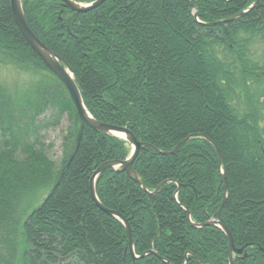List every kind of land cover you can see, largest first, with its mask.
I'll use <instances>...</instances> for the list:
<instances>
[{"label":"trees","instance_id":"16d2710c","mask_svg":"<svg viewBox=\"0 0 264 264\" xmlns=\"http://www.w3.org/2000/svg\"><path fill=\"white\" fill-rule=\"evenodd\" d=\"M253 2L106 0L73 18L58 0H21L29 29L70 68L95 120L160 152L192 136L173 156L140 150L132 169L146 192L124 172L105 170L95 182L100 204L128 221L135 255H158L134 264H228L223 232L187 220V212L196 224L212 219L225 193L218 220L247 254L233 264H264V0L225 24L205 28L193 17L225 20ZM0 67L38 77L23 90L0 82V264H133L124 227L88 190L95 168L130 148L84 127L63 169L77 115L18 32L9 0H0ZM63 116L71 126L56 167L40 131Z\"/></svg>","mask_w":264,"mask_h":264},{"label":"water","instance_id":"95a60500","mask_svg":"<svg viewBox=\"0 0 264 264\" xmlns=\"http://www.w3.org/2000/svg\"><path fill=\"white\" fill-rule=\"evenodd\" d=\"M59 1L62 3V7L64 9L68 10L69 12H72L73 17H75L79 14H84V13H87V12L93 10V9L100 7L102 4H104V2L106 0H95L89 4H80V3L73 2L71 0H59ZM258 1L259 0H254V2L249 7V9L242 11V12L238 13L236 16L225 19V20H220V21H216V22H212V23H201V22L197 21L195 15H193V17L195 18V21L200 26L205 27V28L212 27V26L219 25V24H225V23L234 21L235 19L239 18L240 16L250 12L257 5ZM9 6H10V10H11V14H12L14 24L16 25L18 32L20 33V35L22 36V38L24 39V41L26 42L28 47L35 53V55L41 60V62L44 64V66L55 76V78L66 89V91L69 95V98H70V100H71V102H72V104L76 110V114L78 117L77 132H76L75 141L73 144L72 151H71L69 158H68L66 164L64 165L63 169H67L68 166L70 165V163L72 162V160H73V158H74V156L78 150V147L80 145L82 135H83V129L85 126L89 129L93 130L94 132L101 133L104 135H111L113 137L120 138V139L124 140L128 145H130L131 151H130V154H129L127 159H125L123 161H117V160L106 161V162L100 164L94 170V172L90 176V179L88 182L89 195H90L93 203L98 207V209H100L103 213H105L109 217H112V218L118 220L123 225L125 232H126V236H127L128 253H129V256H130L133 264L135 263L136 260L143 259L148 255H154V256L158 257L154 251L144 252L139 257L134 254L133 240H132L131 229H130V226L128 224V221L124 217H122L120 214H118L117 212L112 211V210H107L100 204V202L98 201V199L96 197V193H95V181H96L97 177L102 172H104L105 170H111L113 172H125L128 176H130L131 178H133L137 182L139 187L144 192H146V188L142 185L139 177L137 176V174L132 169V164L135 161L139 151L144 147H150L158 155L173 156L178 152V150L184 144H186L190 139H192V136H189L186 139L179 142L174 147V149L171 150L170 152H160L148 144L137 141V139L134 137V135L126 128L113 126L110 124H104V123H101V122L93 119L91 117V115L88 113V111L86 110V108L84 107V104L82 102V97L80 94L79 83L74 78L70 68L67 66V64L59 56H57L49 48H47L44 44H42L35 37V35L31 32V30L28 28L26 21L24 19L22 6H21V0H9ZM119 135H121V136H119ZM208 142L216 150L217 156H218V161H219V164L221 165L222 157H221L220 152L218 151L216 145H214L213 142H211V141H208ZM60 177H61V173L58 176V179H57V182H56L54 188L57 186ZM220 178H221V182L225 183V176H224L223 170L220 171ZM166 183H167L166 181L162 182L156 188V190L154 192L150 193V195H156L157 193H159L160 187L165 185ZM225 190H227L226 187H225ZM225 202H226V194H224L220 209L216 212V216L219 215L221 208L224 206ZM187 218H188V221L190 222V225L192 228H198L199 229V228H203V227H207V226L217 225V227L224 233V235L226 236V238L228 240V244H229L228 263L229 264H233V255H236L238 257L241 256V258L246 257L245 246L240 248V249H237L234 245V241H233L230 233L222 224H220L218 222V220L212 219L211 221H208V222L203 223V224H194L190 221L188 212H187ZM160 261H161V264L164 263L163 259H161ZM166 264H168V263H166ZM199 264H201V262H199Z\"/></svg>","mask_w":264,"mask_h":264},{"label":"rangeland","instance_id":"374dc122","mask_svg":"<svg viewBox=\"0 0 264 264\" xmlns=\"http://www.w3.org/2000/svg\"><path fill=\"white\" fill-rule=\"evenodd\" d=\"M262 54L260 49L255 50L256 58ZM42 74L46 75L42 72ZM38 77L36 75H31L29 73L17 72L13 68L8 67H0V82H4L8 87L12 90L15 88H19L21 90L26 89L28 85L34 82ZM50 113H45L41 120H46L49 117ZM71 124L66 118L63 116L58 125L51 126L50 124L46 126V128L40 131V136L42 142L45 145H50L51 148L46 150L48 157L55 163L56 167H58L62 161V137L66 133V129L70 127Z\"/></svg>","mask_w":264,"mask_h":264},{"label":"bare ground","instance_id":"6f19581e","mask_svg":"<svg viewBox=\"0 0 264 264\" xmlns=\"http://www.w3.org/2000/svg\"><path fill=\"white\" fill-rule=\"evenodd\" d=\"M27 24V23H26ZM16 26V25H15ZM28 26V25H27ZM29 28V27H28ZM32 32V31H31ZM33 52V51H32ZM34 53V52H33ZM54 53V52H53ZM35 54V53H34ZM119 136H121V135H119Z\"/></svg>","mask_w":264,"mask_h":264}]
</instances>
